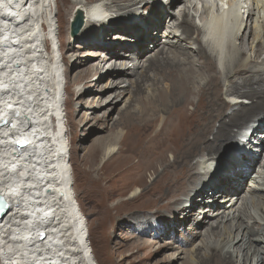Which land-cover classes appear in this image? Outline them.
Returning a JSON list of instances; mask_svg holds the SVG:
<instances>
[{
	"label": "bare ground",
	"instance_id": "1",
	"mask_svg": "<svg viewBox=\"0 0 264 264\" xmlns=\"http://www.w3.org/2000/svg\"><path fill=\"white\" fill-rule=\"evenodd\" d=\"M211 1L55 0L54 16L53 0H0V264H98L69 167L82 150L86 194L107 229L136 222L138 253L161 249L142 235L184 228L181 246L201 237L187 264H264V4L246 14L247 0L238 17L236 0L231 13ZM101 32L116 43L94 42ZM87 46L69 76L67 53ZM105 76L74 119L75 95ZM157 208L174 214L159 229Z\"/></svg>",
	"mask_w": 264,
	"mask_h": 264
},
{
	"label": "rangeland",
	"instance_id": "2",
	"mask_svg": "<svg viewBox=\"0 0 264 264\" xmlns=\"http://www.w3.org/2000/svg\"><path fill=\"white\" fill-rule=\"evenodd\" d=\"M55 0H53V9L54 11L52 12L55 16ZM161 13L163 14L164 12L161 11ZM167 14V12H166ZM159 15V16H160ZM169 16V13L167 14ZM165 16L164 15L161 18L158 19L156 21V25L155 27H153V29H156L157 23H161V25L165 24ZM159 18V17H158ZM69 19L70 17H68L67 19V25L66 27H68V40L67 43L72 42L71 44L74 43L75 41V37L73 38L71 35V28L72 25H69ZM110 19L108 18L107 21H109ZM54 22L56 23V17L54 18ZM158 23V24H159ZM100 24V19H98L95 23V28L94 30H97ZM110 25V24H108ZM83 29V27H82ZM81 29V30H82ZM161 27L160 30L156 31L157 34L161 31ZM80 30V31H81ZM148 29L144 30L142 33L140 32L138 35H141L143 39L144 38V34ZM43 31V29H42ZM100 31L101 28H100ZM155 31V30H153ZM80 33V32H79ZM79 33L76 35L79 36ZM101 34H103L101 32ZM116 32L112 33L110 36H103L99 37L98 40H94V42H98V44H107V43H111V41H113V43H116V37L115 36ZM127 37L130 39L131 38V34L127 35ZM125 39H128L126 37H123ZM70 39V40H69ZM148 37L146 38L145 41H147ZM49 42V45L51 46L50 49H52V42L50 40H47ZM118 41V40H117ZM44 44V42H43ZM75 44L77 45V47L79 46L77 42H75ZM97 44V43H96ZM43 50L44 47H43ZM95 50V48L93 47H84V48H76V50H71L69 51L67 54V61L66 62H62V67H63V71L65 72L66 70L69 71V76L74 77L76 74H78V70L80 67H75V60L71 61V55H73V57L76 56V59L78 60H84V59H91V57H89L88 55L91 53L89 51ZM48 51V50H47ZM113 59V58H111ZM111 62V60H108L106 63ZM262 66V65H261ZM263 67V66H262ZM99 77V76H98ZM98 77H95L93 79H97ZM108 79V76H105L104 79H102L101 81H99L98 84H96L94 87L88 89H84L87 93L84 94V96H82L80 99L77 100V96L75 95L74 99L76 100L77 103V113L74 116V119H79L82 114L87 110V108H85V102L86 100H90L89 97H93V96H97L99 95V92H95V90L99 89V87L102 84H105L104 82ZM84 86V84L79 85L77 88L78 89H82ZM88 89V90H87ZM89 90H92V92H89ZM107 95V94H105ZM122 105V104H121ZM106 108H103L101 111H104ZM94 112V114L99 113ZM114 116H116L114 114ZM264 118V117H263ZM92 124L94 125V120H90L88 122L87 125ZM85 131H81V134H84ZM235 133V132H234ZM237 134V133H235ZM92 138H94L93 136L90 137V139L88 138L87 141H85L82 145L87 147L91 144V140H93ZM239 139V134L236 135L235 138H233V140L230 142L229 146H227L223 151H221V153L219 155V160L222 159L223 157L226 159L227 157H229V154L233 148V146L235 145V143L238 141ZM77 145H81L79 142H76V146ZM84 150L82 151H77L76 152V156H74L72 162L70 161L69 163V167L71 168V173H72V178L74 180V192L76 193V200L79 204V208L81 210V213L83 214V216L86 218V220L88 221V227H89V231H90V241L93 247V251H94V256L96 259V262L98 264H187V262H190V251L191 248H193V246H195L196 243L199 242L201 237L196 238L195 240L191 241L188 245H180L181 242H185L186 240H188L189 238H187V236L185 235H189L192 234V230L191 229H184V228H180L178 232H175V239H172V237L169 238H164L162 236H160V239L158 237H154L152 235H146L143 236L142 235V239L149 242V243H153L154 246L156 247H161L160 250L155 249V250H151L149 253H146L148 250H141L139 253L137 252L139 250L138 244L137 247H133L132 242H133V237L137 236V232H135L133 229H130L129 227H133V225H136V222H131L130 224H127V222H122V220L124 218H120L122 216H120V219H115L112 222V226L110 228L107 229L108 227V218H107V214L104 215L103 212H100L101 210H98L94 207V203L91 202L89 196L86 194L85 189L87 188L86 186V181H85V175H83V166H82V160H79V158L81 157V155L83 154ZM74 155V154H73ZM76 157V159H75ZM78 158V160H77ZM81 161V162H80ZM256 173H253V176H255ZM205 189V187H201L196 189L195 193L197 192H201ZM195 195V194H194ZM136 207L134 208V210H136ZM197 209V208H196ZM135 215L139 216L142 213L141 212H134ZM125 215V214H124ZM123 215V216H124ZM174 217L173 212L164 210L162 208H157L156 210L154 209L153 211L150 212V219L152 220V223L154 224V226H158V222H159V226H162L161 223L163 222H167L171 223L170 220ZM132 220V218H130V221ZM158 221V222H157ZM187 226H189V222L186 223ZM159 229V227H156ZM163 238V239H162ZM131 239V240H130ZM174 240V241H172ZM159 247V248H160ZM130 248V249H129ZM185 250L187 251L184 254H180L178 253V251H182ZM174 256V257H172ZM177 257H181L178 258Z\"/></svg>",
	"mask_w": 264,
	"mask_h": 264
},
{
	"label": "water",
	"instance_id": "3",
	"mask_svg": "<svg viewBox=\"0 0 264 264\" xmlns=\"http://www.w3.org/2000/svg\"><path fill=\"white\" fill-rule=\"evenodd\" d=\"M77 16L74 18V21L72 22V28H71V35L74 37L76 36L80 30L82 29L84 25V15L81 11H78ZM19 148L22 147V145L18 146ZM9 207L8 203L6 202L5 198L0 196V221L5 218V216L9 213L8 212ZM8 212V213H6Z\"/></svg>",
	"mask_w": 264,
	"mask_h": 264
},
{
	"label": "clouds",
	"instance_id": "4",
	"mask_svg": "<svg viewBox=\"0 0 264 264\" xmlns=\"http://www.w3.org/2000/svg\"><path fill=\"white\" fill-rule=\"evenodd\" d=\"M227 1L228 0H226L224 3H220V7H219V11H221L222 10V8L224 7H227V9H230L231 7H229L228 5H227ZM237 1V0H236ZM259 1V0H258ZM243 2V3H242ZM247 2V0H241L240 1V3H242L243 5L245 4ZM251 2H253V0H250V2H249V6H248V8L246 9V14H248V11H249V9L250 8H252V5H253V3H251ZM210 3V2H209ZM211 5H212V3H210ZM237 4H239L238 3V1H237ZM201 5V4H200ZM199 8H200V6H199ZM241 8H242V6H238V10H237V16L239 17V16H241L240 15V12H241ZM214 9H216L215 7H214ZM231 13V12H230ZM199 25H200V23H199Z\"/></svg>",
	"mask_w": 264,
	"mask_h": 264
}]
</instances>
